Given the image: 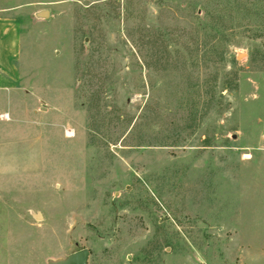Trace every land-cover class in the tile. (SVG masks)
Here are the masks:
<instances>
[{
  "label": "rangeland",
  "instance_id": "obj_1",
  "mask_svg": "<svg viewBox=\"0 0 264 264\" xmlns=\"http://www.w3.org/2000/svg\"><path fill=\"white\" fill-rule=\"evenodd\" d=\"M0 8V264H264V0Z\"/></svg>",
  "mask_w": 264,
  "mask_h": 264
},
{
  "label": "crops",
  "instance_id": "obj_2",
  "mask_svg": "<svg viewBox=\"0 0 264 264\" xmlns=\"http://www.w3.org/2000/svg\"><path fill=\"white\" fill-rule=\"evenodd\" d=\"M21 25L11 11L0 8V108L5 106L8 92L16 88L21 77L19 69Z\"/></svg>",
  "mask_w": 264,
  "mask_h": 264
},
{
  "label": "water",
  "instance_id": "obj_3",
  "mask_svg": "<svg viewBox=\"0 0 264 264\" xmlns=\"http://www.w3.org/2000/svg\"><path fill=\"white\" fill-rule=\"evenodd\" d=\"M242 56L240 55L239 58ZM90 251L83 249L70 254L67 258L61 259L54 264H88Z\"/></svg>",
  "mask_w": 264,
  "mask_h": 264
}]
</instances>
